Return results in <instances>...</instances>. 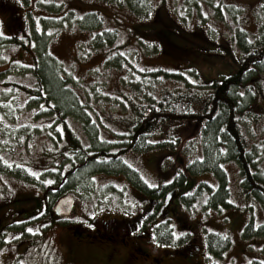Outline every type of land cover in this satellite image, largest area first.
I'll return each mask as SVG.
<instances>
[{
    "label": "rangeland",
    "instance_id": "374dc122",
    "mask_svg": "<svg viewBox=\"0 0 264 264\" xmlns=\"http://www.w3.org/2000/svg\"><path fill=\"white\" fill-rule=\"evenodd\" d=\"M18 1L24 10H32L26 18L28 23L14 44L11 38H0V264H264L262 237L244 239L242 235H237L235 242L230 238V246L221 258L216 255L214 260H210L202 253L196 256L195 262H191L187 257L179 255L176 247L187 242V237L190 236L181 237V242L178 237H173L170 243L161 241L156 234L159 226L156 223L160 217L152 221H148V216L142 219L149 211L154 210L151 212L154 214L158 210L165 213V217L178 220L179 224H174L178 230L183 231V225L192 223V231L199 237L197 242L203 241L204 244L205 239L209 243L208 238L211 237L207 234L216 229L215 226L221 231L235 232L248 218L256 225L259 220H263L264 209L257 200L258 193L250 189L243 190L242 174L235 160H224L221 165L225 170L222 171L227 177L225 182L230 188L233 207H223V210L219 207L211 208L210 188L219 181L218 175L216 177L213 173L195 175L186 171L185 187L173 185V177L178 173L177 168H180L174 160L179 158L183 163L191 165L195 156H203V149L197 141L199 135L195 136L199 129L195 132L188 129L198 128L201 123L184 121L182 129H185L187 143L176 148V157L171 156L167 147L141 152L128 150L123 158L127 164L126 170L99 172L93 176V182L90 180V185L87 183L83 188L74 187L61 175V171H51L59 164V157L42 154V143L49 150L65 145L61 138L56 144L53 141L52 133L58 136L56 127L59 128L60 125L57 126L54 117L43 111L46 105L35 100L36 94H30L14 83L16 79L18 82L34 84L35 72L31 70V66L37 53L35 33L47 34V49L60 60L63 76L70 86L81 92L84 102L93 106L95 113H89L91 123H98V128L107 140L114 139L117 133L108 128L110 123L106 120L111 119L110 110L116 113L118 110L117 126L125 128L128 126L127 122L131 124L128 116L134 101L138 104H149L160 98L165 87L185 89L184 87L193 84L202 91L201 88L205 85L198 84L200 81L197 78L209 83L212 78L220 77V73L232 70L227 69L221 59L204 61L203 58H195V67L191 61H178L173 56L172 59L165 53H170L168 49L173 50L174 47L163 44L153 31L148 36L136 35L133 31L135 25L158 17L162 22L157 23L156 29L159 28L158 24H164L165 29H171L168 23L179 24L191 32L193 36L186 43L195 47L199 53H208L200 52L197 48L200 46L199 29H205V36L210 40L217 41L221 47L227 43L230 51L235 52L238 49L237 44L232 42L231 29L235 26L242 28L250 38L262 31L264 7L260 5H264V0H150L153 8L141 15L119 7L118 0ZM91 12L103 17V23L96 28H86L82 24L83 20L88 24L94 19ZM166 15H170L169 20ZM102 31L113 34L102 33L107 35L102 39L98 35ZM109 37L111 38L107 40ZM97 41L100 46L94 48ZM223 41L225 43H219ZM219 49L223 50L220 47ZM225 61H229V58ZM157 68L184 71L180 76L160 72L163 77H156L154 71ZM256 100V109L261 112L262 118L252 120L251 127L253 140H261L257 149L264 170V94L258 93ZM243 122L248 124L250 120L243 119ZM105 128L110 133L105 132ZM98 140L108 142L102 138ZM110 145H113L110 146L111 150L121 147L112 141ZM69 161L78 162L80 158L67 156L64 161L65 169ZM44 162L52 164L48 168L50 170L41 175L47 169L44 168ZM14 169L17 172H10ZM55 176H60L62 181L60 197L73 194L76 204L73 211L65 216H69L67 219L53 218L57 222L50 224L42 220L47 216L43 214V210L28 214L32 205L30 200L23 198L40 196V193L44 197V188L56 180ZM48 181L50 183H46ZM200 183L203 185L200 186ZM56 187L58 186L53 189ZM155 187L166 188L161 199L149 192ZM201 189L200 197H195L189 204L181 202V196ZM247 203L248 209L245 207ZM37 215L41 217L38 218ZM103 218L118 220L119 222L113 223L121 231L134 220L141 228H147L151 232L152 244L160 248L168 247L176 252L157 251L154 254L135 248L129 239L121 244L117 238H113L111 242L100 243L92 236L94 233L78 239L69 232L70 227L73 229L77 224L92 228L90 223L97 219L103 232L107 234L112 227L105 224ZM46 224L50 225L43 229ZM29 228L33 231H27ZM72 237L75 238L76 245L75 250L70 252L69 244L74 241ZM111 243L119 246L118 251L112 254L109 246ZM133 249L140 259L132 255L129 258ZM261 259L262 262L259 263ZM153 260L158 262L154 263Z\"/></svg>",
    "mask_w": 264,
    "mask_h": 264
},
{
    "label": "trees",
    "instance_id": "16d2710c",
    "mask_svg": "<svg viewBox=\"0 0 264 264\" xmlns=\"http://www.w3.org/2000/svg\"><path fill=\"white\" fill-rule=\"evenodd\" d=\"M117 5L137 15L146 14L153 8L150 0H118ZM260 6L264 7V5ZM91 13L94 18L92 21L88 24L85 23V20L82 21L86 28H96L103 23L101 15L96 12ZM170 15H166L168 20ZM159 22L162 21L158 17L140 23L133 27V31L136 35L144 36H148L153 31L152 33L157 35L163 44L175 48L173 50L168 49L170 53H165L172 59L174 57L178 61L182 60L188 63L191 61L194 67L195 58H203L204 61L221 59L227 65V69L232 68V70L228 73H220V77L212 78L209 83L202 82L194 75L200 81L198 84L205 85L204 88H201L202 91H199L200 88H196L193 84L184 87L185 89L165 87L160 93V98L152 100L149 104H138L137 101H134L130 111L131 114L128 116L131 124L127 122L128 126L125 128L117 126L119 120L118 110L117 113L110 110L109 116L111 119H106L110 123L108 128L116 132L117 136L108 140L102 135L101 129L97 126L98 123L95 125L91 123L89 113L94 112L93 106H88L84 102L81 92L69 85L61 71L60 60L48 51L49 36L45 33L42 35L35 33L37 53H35V59L31 66V70L35 72L34 84L18 82L16 79L14 83L21 89L24 88V90L29 91L30 94H36L34 96L35 100L46 105L43 111L54 117L57 126L60 125L59 128L56 127L59 132L58 136L52 133V136H54L53 141L56 144L60 142L61 138L65 145L62 148L57 146L49 150L43 143L41 144L43 155L59 157V164L55 165L54 170L51 171H61V175L68 179L72 186L83 188L87 183L90 185L89 183L93 182V176L99 172L126 170L127 164L124 163L123 158L128 150L141 152L152 148L162 149L167 147L171 156L176 157V148L180 144L187 143L185 129H182V125L184 121H189L192 124L201 123L198 128L188 129L194 132L199 129L195 136L199 135L197 141L203 149V156L195 159L191 165L190 163H183L179 158L174 160L180 168H177L178 174L173 175V185L185 187L186 175L184 174L186 171L195 175L204 172L213 173L216 177L218 175L219 181L216 188L210 193L209 202L211 206L217 208L219 206L230 207L232 205L231 192L227 182H225L227 177L223 175L220 166L224 160H235L239 164L243 178V184H240L241 187L244 191H247V189L254 190L258 193L257 200L264 204V173L260 164L259 150L257 149L259 143L255 142L254 137L251 136V133L253 135L252 120H261L262 118L261 112L256 109V99L258 93L264 94V27L262 31L251 38L242 28L237 26L232 28V42L234 41L237 44L238 49L235 52H231L227 46L228 44L224 41L219 42L226 44L221 47L217 41L210 40L205 36V29L201 30L200 28V46L197 48L200 52L208 51V53H199L195 47L186 43L188 38L193 36L189 30L179 24L168 23L169 21L166 23L169 24L171 29H165L164 24H158L159 28L156 29ZM102 33L113 34V32L102 31L98 34L100 35L99 38L102 39L107 36ZM110 38H107V40ZM99 46L100 42L97 41L94 48ZM219 47L223 50H220ZM227 58H229V61H225ZM174 71L173 69L168 71L165 68H157L154 71L155 75H153L160 77L162 76L160 72H163L168 75L180 76L183 75L182 71L184 70ZM196 74L198 75L197 72ZM174 77L176 78V76ZM104 114L107 115L105 112ZM243 119H249L250 122L246 124ZM80 127H82V131H80ZM105 132L110 133L108 129ZM98 138L108 142H99ZM155 138L158 139L155 140ZM87 139L90 141H87ZM110 141L118 143L121 146L120 149L111 150L110 146L113 145H110ZM67 156L75 159L80 158V161H69L65 169L64 161ZM45 163L44 168L47 169L43 170L41 175L43 172L50 170L48 168L52 164V162L50 164L49 162ZM10 172H17V169ZM60 176H55L56 180L50 185L46 184L47 186L43 190L44 197L41 193L40 196H24L26 198L23 199L30 200L29 203L32 205L30 211L27 212L28 214H36L43 210V214L47 216L42 220H46L50 224L57 222L53 219L56 218L53 206L55 200L61 195L59 190L62 186ZM202 185L203 183H200V186ZM55 186L58 187L53 189ZM149 192L161 199L166 192V188L156 187L150 189ZM201 193L202 189L194 191L193 194L181 196V202L189 204L195 197H200ZM41 203L43 206H40ZM149 212L148 215L142 217L143 220L146 216L150 220L165 217V213L162 211L157 210L154 214H151L154 210ZM37 216L38 218L41 217L40 215ZM50 224H46L43 229ZM83 228L84 226L77 224L73 229L70 227L69 232L72 235L74 234V237L82 239L87 234L84 233ZM245 228L244 234L248 236H251L252 233L264 234V225L256 228V230L252 224ZM172 230V226L167 219L156 228V234L161 241L170 243L174 237ZM74 237H72L73 244H69L70 252L75 250ZM210 237L209 248L217 256H220L230 246V239L223 235H211ZM181 245L183 246V243ZM182 248L179 247L177 250L179 255H184ZM196 248L197 246H194V252L191 254L197 255ZM140 250L143 249L140 248ZM132 251L129 258L135 256L140 259L136 250L133 249ZM163 251L176 252V250L170 248H164ZM185 257L191 262H195V256ZM153 262L157 263L158 261L153 260Z\"/></svg>",
    "mask_w": 264,
    "mask_h": 264
},
{
    "label": "flooded vegetation",
    "instance_id": "af4514ba",
    "mask_svg": "<svg viewBox=\"0 0 264 264\" xmlns=\"http://www.w3.org/2000/svg\"><path fill=\"white\" fill-rule=\"evenodd\" d=\"M19 5L20 3L18 0H0V38H20L21 32L24 31V27L26 26V23H28V21H26V18L29 14L28 12H31L32 10H24V8ZM56 218L59 217L56 216ZM103 219V222L105 224L112 227V229H110L107 234L103 232L104 230L102 229V227H100L96 219V221L93 220L90 223L92 225V228L90 226H84L83 231L84 233H87L85 236L94 233L92 236H95L96 239L100 241V243L107 241L111 242L113 241V238H117L120 242L119 244H121L125 243L126 240L129 239L134 243L135 248L139 250L141 248L143 250H147L148 252H154V254H156L157 251L160 253L164 252L162 248L156 250L157 247L152 244L153 236H151V232L147 228V230L145 228H141L138 222H135L134 220L129 222L125 226V230L121 231L120 228L113 223L114 221L119 222L118 220H112V218ZM88 242L89 241H87V243ZM109 246L111 254L115 251H118L117 248H119V246H114V243H111ZM193 247V244L187 243L185 247L182 248L184 252L183 254L188 255V253H193L190 251ZM111 254L110 256H113ZM194 255L196 254H193V256Z\"/></svg>",
    "mask_w": 264,
    "mask_h": 264
},
{
    "label": "water",
    "instance_id": "95a60500",
    "mask_svg": "<svg viewBox=\"0 0 264 264\" xmlns=\"http://www.w3.org/2000/svg\"><path fill=\"white\" fill-rule=\"evenodd\" d=\"M74 205V198L69 195L59 199L55 206V212L58 215H69Z\"/></svg>",
    "mask_w": 264,
    "mask_h": 264
},
{
    "label": "snow or ice",
    "instance_id": "6c2138e0",
    "mask_svg": "<svg viewBox=\"0 0 264 264\" xmlns=\"http://www.w3.org/2000/svg\"><path fill=\"white\" fill-rule=\"evenodd\" d=\"M46 183H50V181H48V182H46ZM27 231L32 232L33 229L29 228V229H27ZM179 235H183V233H180Z\"/></svg>",
    "mask_w": 264,
    "mask_h": 264
}]
</instances>
